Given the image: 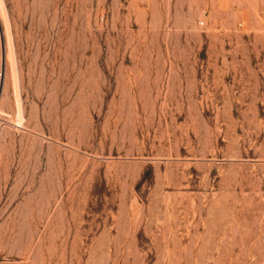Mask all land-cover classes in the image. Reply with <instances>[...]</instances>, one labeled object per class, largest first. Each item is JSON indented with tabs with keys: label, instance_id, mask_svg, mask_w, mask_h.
<instances>
[{
	"label": "rangeland",
	"instance_id": "1",
	"mask_svg": "<svg viewBox=\"0 0 264 264\" xmlns=\"http://www.w3.org/2000/svg\"><path fill=\"white\" fill-rule=\"evenodd\" d=\"M0 264H264V0H0Z\"/></svg>",
	"mask_w": 264,
	"mask_h": 264
},
{
	"label": "water",
	"instance_id": "2",
	"mask_svg": "<svg viewBox=\"0 0 264 264\" xmlns=\"http://www.w3.org/2000/svg\"><path fill=\"white\" fill-rule=\"evenodd\" d=\"M1 87H2V84H1Z\"/></svg>",
	"mask_w": 264,
	"mask_h": 264
}]
</instances>
